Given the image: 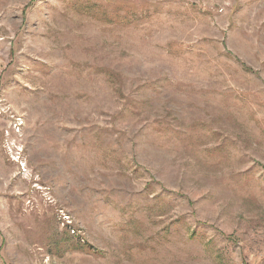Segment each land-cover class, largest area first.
I'll use <instances>...</instances> for the list:
<instances>
[{
	"label": "rangeland",
	"instance_id": "obj_1",
	"mask_svg": "<svg viewBox=\"0 0 264 264\" xmlns=\"http://www.w3.org/2000/svg\"><path fill=\"white\" fill-rule=\"evenodd\" d=\"M0 264H264V0H0Z\"/></svg>",
	"mask_w": 264,
	"mask_h": 264
},
{
	"label": "bare ground",
	"instance_id": "obj_2",
	"mask_svg": "<svg viewBox=\"0 0 264 264\" xmlns=\"http://www.w3.org/2000/svg\"><path fill=\"white\" fill-rule=\"evenodd\" d=\"M24 165V164H23Z\"/></svg>",
	"mask_w": 264,
	"mask_h": 264
}]
</instances>
